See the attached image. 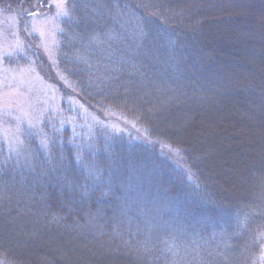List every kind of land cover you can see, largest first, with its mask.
Masks as SVG:
<instances>
[{
  "label": "trees",
  "instance_id": "obj_1",
  "mask_svg": "<svg viewBox=\"0 0 264 264\" xmlns=\"http://www.w3.org/2000/svg\"><path fill=\"white\" fill-rule=\"evenodd\" d=\"M35 1L0 0L21 11ZM261 4L69 0L56 64L71 88L51 81L66 99L136 121L145 140L118 135L78 149L69 130L45 123L46 146L33 131L18 155L0 141V260L171 264L174 249L191 251V264H260L264 142L240 155L232 177L247 196L238 200L219 189L195 134L223 125L230 102L243 111L235 123L264 112V72L243 78L249 64L240 52L215 57L210 48L217 35L250 32L257 12L263 35ZM250 43L245 49L255 53ZM35 59L42 73L54 72L41 50Z\"/></svg>",
  "mask_w": 264,
  "mask_h": 264
},
{
  "label": "rangeland",
  "instance_id": "obj_2",
  "mask_svg": "<svg viewBox=\"0 0 264 264\" xmlns=\"http://www.w3.org/2000/svg\"><path fill=\"white\" fill-rule=\"evenodd\" d=\"M41 2L35 1L22 11L8 10L5 2H0V141L5 144L7 151L14 155L23 152L26 131L36 132L46 146L45 123L57 133L69 130L70 142L78 149L95 146L99 140L118 135L132 136L134 140L143 142L145 134L136 121L112 111L101 113L74 97L66 99L58 85L51 81V78L58 77L67 88H71L70 82L56 64L62 21L68 16L69 0ZM261 9L264 10V4H261ZM256 14L251 24L254 28L251 27L250 32L242 35L223 33L217 35L210 44L215 57H225L227 53L229 56L239 52L242 54V60L249 64V70L242 74L243 78H250L248 71L264 72V31L263 35H257ZM247 41L255 44V53L247 52ZM38 50L45 54L54 71L52 74L39 70L38 59H35ZM251 79L257 80L252 76ZM229 105L232 107L218 118L224 119L225 123L222 125L216 121L213 130L199 131L195 134V142L199 147L208 149L207 154L200 159L211 166L219 189L239 200L247 194L238 188V178L232 175L239 168V163L246 159L240 155H244L248 148L253 150L264 142V112L256 114L257 122L235 123L231 120L233 115L240 116L243 111L234 103L230 102ZM178 166L182 167V163ZM191 184L199 190L200 185ZM42 248L38 245L34 251L38 252ZM178 252L171 249V254H174L171 264H191L194 261L192 256H188L191 251H187V255ZM260 254V264H264V245ZM36 258L41 264L53 261L45 255ZM0 264L7 263L0 260Z\"/></svg>",
  "mask_w": 264,
  "mask_h": 264
}]
</instances>
